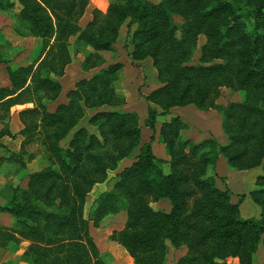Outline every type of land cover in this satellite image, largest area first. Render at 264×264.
Here are the masks:
<instances>
[{
  "label": "trees",
  "instance_id": "16d2710c",
  "mask_svg": "<svg viewBox=\"0 0 264 264\" xmlns=\"http://www.w3.org/2000/svg\"><path fill=\"white\" fill-rule=\"evenodd\" d=\"M88 1L0 0L14 31L40 41L26 64H10L0 51L9 81L0 85V136L13 135L11 113L21 123L19 148L0 154V173L25 167L38 151L29 144L40 145L45 160L26 172L23 185L0 183V213L10 216L9 224L0 222V247L22 246L18 260L27 264H108L88 224L124 210L123 226L109 239L125 248L132 264H170L167 245L179 250L172 264H254L259 241L264 249V173L256 174L249 190L259 217H241L237 202L206 167L220 154L230 167L249 168L264 154V0H94L81 24ZM122 22L133 25L130 56H149L160 83L144 98L161 111L148 105L143 123L154 131L156 114L174 105L214 108L221 142L180 138L185 123L173 114L156 131L167 159L152 152V134L139 144L137 114L118 107L123 97L112 85L122 63L104 64L98 52L112 47ZM198 33L204 35L199 45ZM70 46H89L80 67L97 69L75 79L65 99L49 109L60 91L58 76L71 60ZM222 86L241 89L242 99L217 103ZM95 107L86 118L94 131L78 125L84 109ZM124 157L131 159L120 166ZM162 160L165 171L157 164ZM110 177L111 187L100 189L85 211L90 189ZM147 195L167 198L168 209Z\"/></svg>",
  "mask_w": 264,
  "mask_h": 264
},
{
  "label": "rangeland",
  "instance_id": "374dc122",
  "mask_svg": "<svg viewBox=\"0 0 264 264\" xmlns=\"http://www.w3.org/2000/svg\"><path fill=\"white\" fill-rule=\"evenodd\" d=\"M94 0H89L86 4L84 11L79 18V22L82 24L84 23L89 17H90V10L93 6ZM85 12V14H84ZM9 20L10 17H8ZM175 21L179 22V17L174 16ZM12 23H8L7 19L5 21L4 17H2L0 22V41L5 40L6 46L5 48H8L6 53H8V56L11 57L12 62L16 63L18 61H25L30 60L36 56V52L38 50L33 49V54L31 53L32 46L34 45V42H30L25 45L23 43H20V41H16V34H13L12 32ZM133 25L127 26L125 22H122L117 39L113 43L112 47L109 49L102 50V55H106L105 63L118 60L122 63V66L120 69L116 72V76L112 82L114 90L120 94L123 97V102L118 105L119 108H125L128 110L135 111L137 114V121L140 128V138H139V144L143 143L145 140L148 139L149 135L152 134L154 136L152 139H155V131H152L147 125L143 123L144 117L146 115V109L148 105H151L156 109L157 112L161 111L160 107L153 103L150 100H147L144 98V95L147 94L152 88L159 85L160 83L156 79V73L155 69L151 64V58L149 56H144L142 58H133L130 56V51L132 49V43L130 41V31ZM198 39V45L204 41V35L202 33H198L197 35ZM71 40V39H70ZM40 42V41H39ZM37 41V43H39ZM5 45L4 43H0V46ZM22 44V48L17 49ZM36 44V42H35ZM40 44V43H39ZM30 49V52H25L26 49ZM6 49H4L5 51ZM73 51V47L71 48ZM80 56H82V53H79ZM198 55L197 47L194 50L193 56L190 59V62H195L196 57ZM29 56V57H28ZM77 58L79 61V55L72 54V59ZM13 63V64H14ZM3 63L0 62V68L2 67ZM71 66V65H70ZM74 67V68H73ZM77 61L75 62L74 66H71L72 70H70L71 73H74V76L76 78H79L82 75H88L89 72L82 74L80 69H77ZM92 70V69H91ZM66 76L62 78L64 82L66 81ZM0 82H1V75H0ZM218 96L216 97L215 101L217 103H225L228 100H240L243 97V91L241 89H230L229 87L222 86L218 89ZM56 98V97H55ZM54 98V99H55ZM65 99V98H64ZM57 100V99H56ZM59 101V100H58ZM56 102H50L48 103V108L52 109L54 107ZM192 108L194 107L192 104L189 105ZM105 106H99L97 108H103ZM183 107H174V109H168L167 111L163 113L156 114V119L154 123V128L156 129L161 122L160 120L165 119L168 116L179 113L178 111L181 110ZM95 108H85L84 109V115L79 119L78 125L83 124L86 126V128L89 131H94V126L90 125L86 122V118L90 112L95 110ZM185 110V108H183ZM204 114H206V120L209 123H213L216 118L218 117L216 109L212 108L211 110L203 109ZM190 110L188 109V112ZM209 111V113H208ZM185 113L182 114V117H185ZM204 118V117H203ZM205 119V118H204ZM76 127V126H75ZM71 130L66 135V137L60 139V144H65V141L67 137L69 136ZM210 133V132H209ZM180 138H184L182 134H179ZM207 137V136H205ZM157 138V137H156ZM159 142H157L158 144ZM155 144L151 147L153 149L154 155L157 154L159 156H163L162 153V147L161 145ZM161 144V143H160ZM38 146V147H37ZM37 148V154L34 155V157L30 158L27 162H31L29 164L25 163V167L29 170H33L41 166L43 163H45V160L40 157L39 152L41 146L35 145V144H29L27 145V148H30L31 150ZM6 148H3L0 146V153H6ZM165 156V155H164ZM168 153L166 152V157H160L163 159H167ZM131 158L124 157L120 162L119 165L126 164L130 161ZM31 160V161H30ZM264 163V154L260 156V162L256 165L249 167V168H234L236 170H246L242 172H236L235 174H238V177H241V183H243V187L239 188H233L232 190L227 189L226 184L224 183V176L219 175L218 173H214L213 167L209 164L206 167V173H213L215 180L214 183L217 187L226 189L229 194L230 200L233 202H237L239 214L241 217H252V218H258L259 217V205L256 201H254L250 195L249 190L256 187L254 178L256 174L258 173H264V168L262 167V164ZM157 164L165 171L168 168V162L167 160L158 161ZM227 166V165H226ZM224 167V166H223ZM229 167V166H227ZM233 168V167H232ZM223 170V168H222ZM27 170L23 168L17 170V171H9L4 174V176L1 178L4 181H12L14 184H20L23 185L25 181ZM12 175V176H10ZM223 176V178H222ZM114 181V177L108 178L106 181L101 182L100 184H97L95 187L90 189L89 195L86 197V203L84 205V210L86 211L87 208H91V199L94 197V195L97 194V192L100 189L111 187L112 183ZM146 200H149L151 203L163 207L164 209H168L169 202L167 198H159L156 200L152 199V196L147 195ZM191 198H187V205L190 203ZM89 208V209H90ZM126 214L124 210H119L115 213H106L102 215L99 220H97L96 224H93L89 222L88 224V232L90 236L93 239V242L96 244L98 251L102 254V257L106 260H108V264H132V257L128 254V252L125 250L123 246L118 244L116 241L109 239V235L113 230H118L123 226L124 220H125ZM0 221L7 222L6 217H0ZM179 250L172 249L169 245L166 247V253H165V260L172 264L173 259L178 255ZM254 264H260L263 257H264V249L262 247L261 242L259 241L256 245L255 251H254Z\"/></svg>",
  "mask_w": 264,
  "mask_h": 264
},
{
  "label": "crops",
  "instance_id": "0c3cea01",
  "mask_svg": "<svg viewBox=\"0 0 264 264\" xmlns=\"http://www.w3.org/2000/svg\"><path fill=\"white\" fill-rule=\"evenodd\" d=\"M84 14H85V12H84ZM2 17H4L5 21L7 19L8 23H10V25H11V20H9L8 14L4 10L0 9V22H1ZM11 29H12L13 34H16L15 35L16 36V41H20V43H23V45H24V43H25V45H27L29 43V41L30 42H34L35 46H32L33 48L31 50V53L33 54V56H35V54L33 53V51H34L33 49L38 50L39 43H37V41L39 42V38L37 36H34V35H19V34H17L14 31V29L12 27H11ZM1 42L4 43L5 45L2 44L3 46H0V51H4V49H6L4 51V53L8 52L7 51L8 48H5V47H7L6 43H5V40L3 39V41H0V43ZM35 42H36V44H35ZM18 45H20V47H18L17 49L22 48L21 47L22 44H18ZM89 49H90L89 46L78 47L77 49H75V47H73V51H72L71 50V46H70L69 50H70V54H71V60L65 65L63 73L60 76H58V80L60 82V91L58 92V95L56 96V98L54 100H52L51 102H53V101L57 102L58 100H64L65 91L68 88H70L73 85V82L75 81V79H77L74 76L75 71L73 73L70 72V70H72L71 66H74L76 61H77V66H78L77 69H80L82 74H85L87 72H89V74H90L92 71L97 69V67H92V68H90L88 70H84V69H82L80 67V61L82 60L85 52L88 51ZM25 52L27 54V52H30V49L29 48L26 49ZM98 52L101 53V55H102V50H100ZM79 53H82V56H80ZM72 54L77 55V56L79 55V57H80L79 61H78L77 58L72 59ZM5 55H6V57H8V59H11V57L8 56V53H6ZM104 57L106 58L105 54H104L103 58ZM105 58H104V62H106ZM32 59L25 60V61L22 60V61H18L16 63H18V64H26V63H29ZM37 60H36V62H37ZM36 62L34 64H36ZM9 63L13 64L14 62H12V60H9ZM0 75H1L0 85H8L9 81H8L7 75H6L5 71H4L3 65L0 68ZM88 75H82V76H88ZM64 76H66V79H65L66 81L65 82H64V80H62V78ZM189 105H191V104L174 105V106H170L168 108V109H174L175 106L176 107L185 108V110L183 108H181V110L178 111L179 113H175V114L179 115L181 120L185 123V126L182 127L179 130V134H182L184 136V138H190L191 140H194V141L195 140H199V139H201V138H203L205 136H213V137L216 138V140L221 142L224 139L225 136H224V134H223V132H222V130L220 128V113L217 110H215V111H217L218 117L215 116L216 120L213 123H209L206 120V116H205L206 114L203 113V111H205V110L199 109V108H192ZM188 109L190 110L189 112H188ZM211 109L212 108H208V110H211ZM184 113L186 115H185V117H182V114H184ZM208 113H209V111H208ZM7 123H8V128H9L10 132L13 133V135L12 136L11 135L9 136L7 134L1 135L0 136V143H2L5 146V148H8V149L16 151L19 148V143H20V139H21V135L18 133V129L21 127V123H20V121H19V119H18V117H17L15 112L11 113V115L7 119ZM0 126H1V123H0ZM154 131H155V139L151 140L150 146L152 147L155 144H157V142H159L158 144L161 145L162 153H163V156H159V157H163L164 158V157H166V150L164 148L163 143L160 142L156 138L157 128ZM151 150L153 151V149H151ZM155 155L158 156L157 154H155ZM32 162L33 161L27 162L26 164H29V163H32ZM226 165L227 164L225 162V158L222 155H220V154L216 157V159H215V161L213 163V171H214V173H218L219 175H223L224 176V178L222 176V178L224 179L223 185L226 184L225 187H227V189H229V190H232L233 188H239V187L244 188L243 187V183H241V180H240L241 177H238V174H235V171L236 172H242V171H246V170L245 169L244 170H236V169H234V168H232L230 166L227 167L228 165L227 166ZM222 168H223V170H222ZM24 169H26L27 171H31V170L27 169V167H24ZM6 172L9 173V171H6ZM6 172L0 173V183L8 182V183L14 184L10 180L4 181V180L1 179ZM10 176H12V175H10ZM214 180H215V177H214ZM216 180H215V183H216ZM229 194L231 195V193H229ZM1 216L2 217L3 216L6 217V221L7 222H2V221H0V222L3 223V224H9L10 216L5 214V213H0V217ZM21 250H22V246H20L19 248H17L14 251H12L10 249H6V248L0 247V264H27V263H25L23 261L18 260V254L20 253Z\"/></svg>",
  "mask_w": 264,
  "mask_h": 264
}]
</instances>
